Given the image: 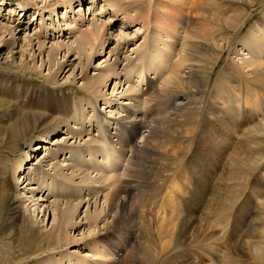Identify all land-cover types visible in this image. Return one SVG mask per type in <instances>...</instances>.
I'll return each instance as SVG.
<instances>
[{"label": "bare ground", "instance_id": "obj_1", "mask_svg": "<svg viewBox=\"0 0 264 264\" xmlns=\"http://www.w3.org/2000/svg\"><path fill=\"white\" fill-rule=\"evenodd\" d=\"M70 1H69V4H71ZM93 1L94 0H89L88 5L91 4ZM177 2L179 6L175 8V11L173 9H170V7L168 6L159 7L161 11L160 18L154 19L153 17V19L155 21H160L161 24L164 22L168 23L170 25L169 28H171L173 23L176 24L175 22L184 23V21H187L186 22L187 24L185 26L186 28L184 29L186 34H191V38L195 40H201V41L191 42L189 46L187 45V48L184 51V58H183L185 62L186 61L191 62L193 60L198 61L200 59L205 58L206 55H209V58L212 59L213 62L210 63L211 70L208 69V71L210 70V73H213L216 71L213 69H217L218 67V64H217L218 55L215 54V52H213L212 48L205 46L203 43L210 44L216 50L219 49V63L222 58V54H223L222 52L224 48V47L223 48L220 47L219 44L223 41L228 44L230 53L234 54L237 57L238 55L241 56L243 54V53L239 54V52H243L247 50L248 53H245V55L241 56L238 62L234 63L233 59H231L230 62H228V64L226 63V66L223 67L222 70L218 72L217 74L218 77L216 79H213L215 81L213 84L215 86L214 90L217 93H214L213 91V94H215V96L212 98V101L214 100L217 101L216 96L218 97L219 102H220L219 107L222 108V111L226 113V114L221 113L222 115L218 117V120L221 122V124L219 125H225L227 127L226 128L227 131L231 130L230 129L231 126L229 125V119H232L234 116L244 117V120H246V123L249 125L251 123L249 119L250 117L253 116L252 115L253 111L258 109L261 106V103H259V100L254 101L253 99H251V96L255 98H260V97L264 98V32L260 33L261 31H264V12H262V15L259 17L251 15L252 17L250 18L248 16H249V11L251 10L247 12L248 9H245L242 5H246V6L250 5L249 8H253L259 5L258 6L259 8L261 5H263L262 4L263 2H261L260 0H250L249 2H247V0H236L235 2L232 1L233 3L230 4L229 2L225 3L223 1L222 2L220 1L221 3L219 4V7L225 5L228 8L227 9L229 12L228 14H230V16L227 14V19L225 18V22L223 21L224 23L221 25H220V21H222V19H220L219 17V11H221V9L218 8L217 6L209 7V4L208 6L205 5L206 8L208 9L205 8L203 12L200 9L201 11L199 10L196 11V13H194L191 16V18H187L183 15L182 6H181L183 2L181 0H177ZM197 2L199 3L198 0H193L192 5L195 6L196 8H199L198 5L200 3L198 4ZM2 5H3V0H0V6ZM17 6L18 8H20L19 11L21 12L27 9L25 6H23L20 3H18ZM103 6H101L99 10L100 13L104 8ZM154 6L156 9L157 8L156 5ZM117 7H118V10L121 9L119 8V5ZM89 8L87 7V10H88L87 12H90ZM223 11L221 13H223ZM153 12L155 13V11ZM56 14L58 15V11H56ZM248 18H250L249 21H253L252 23L254 24H252L253 26L249 28V32H246L245 35H243L239 39L238 45L240 46V49H237V47H233V40L240 32H242L241 27L243 24H246V20ZM45 25L46 24H41V28L43 29L46 28L45 31H47V28H49L48 26H50V24L47 27H45ZM180 27L182 26L180 25ZM187 27H190V28H187ZM53 29L54 27L51 30L53 31ZM212 29H216L214 31H218L219 34H214V31L211 32ZM102 30H99L98 28L94 29V27H92L89 30H87V32L81 33L82 36L80 37V39L81 40L84 39L83 41L85 42H87L89 39H92L95 42L98 41V43L99 42L100 43L97 46L99 48H103V46L105 45V41H103L104 34ZM18 32L19 30H17L14 26L10 25L8 20L7 22L1 23L0 24V42L8 44V45L10 43L11 46L12 45L14 46L16 44V42L14 41L15 36L17 35ZM5 37H8L7 42L3 41V38ZM27 38L28 37L24 38L26 40V43L31 44L32 43L31 39H27ZM22 42L25 43L24 40L21 41V43ZM69 42H65V43L64 41L61 43L53 42V44L49 46L48 48L49 50L47 49L48 62L54 63L56 60V57L59 55L58 52L62 50H63L62 52H64L62 54L63 58L65 56L64 54H69L68 52L72 50L73 51L75 50V52L76 53L78 52L77 54L80 55L79 53H82V50L84 49V45H86V44H83V42H79V41L71 42L70 44H68ZM44 43L45 42L42 41V43L37 42L36 44L38 48L41 49L42 47L45 46L46 43L45 44ZM74 46L75 48L72 49ZM23 49H25V45L23 46ZM8 51L10 53L11 50H8ZM11 62H13V60ZM11 62L6 65L10 67ZM158 62L160 63L161 61H158ZM181 64L178 65L175 63L169 67L170 73L168 77L165 79L166 83L168 84L167 87L171 85V87L169 88L167 87L165 88L163 86L160 88L161 89L164 88V90L163 89L159 90L158 88H156L155 85L151 83V81L149 80L146 81V89L144 92H141L140 95L145 96V99L151 103L150 108L146 111V113L143 114V117L138 122H135L134 120H132V116L134 115L132 111L129 108L123 106L124 115H122L120 118L116 120L115 134L113 135L112 138L108 136L109 139L111 140L114 139L112 140L114 141L113 146L115 150L117 151V153H119L120 151L122 153L121 154L122 156H124V154L126 153H129L130 155L128 159L129 168L128 170L127 169L125 170L126 172L124 171L125 177L123 178V180H120V181L118 180L117 185L116 186L113 185L111 192L106 195L105 202H107L108 204L107 205L108 211L112 214V220L110 223L104 224L105 227L103 226L104 228L101 231L97 232L98 234L101 232V234H99L101 235L100 236L101 239L115 253L116 258L114 257L115 259L111 264H127V260L129 258L128 257L129 255L127 254L128 253L127 248H129L128 246L130 245V243L135 242L134 238L139 233V231H136L137 221H135V224L133 223V220L137 219L136 217L135 219H133V216H135V213L137 214L138 219L141 220L144 218L145 219L149 218V220L154 223L153 225H157V226H153V227H157V230H155L156 228L152 229L153 227H151V229L157 231L158 237L161 236V240H160L157 238V235L155 234L156 238L158 239L157 242H159L160 244L158 248L159 251L157 249L155 252V250L152 251V249H150L149 253L147 252L148 253V256H147L145 249H148V247L151 248V246H148L147 248L143 247L145 254L140 251L141 249L139 247H137L140 249L139 250L140 252L138 251L139 253L136 256L140 255L144 259H148L146 261V264H148L149 260L151 261L150 262L151 264L153 262H154L153 264H177V263H181V264H191L192 263L193 264V262L189 263L186 261H183V262L179 261L176 259L175 255L180 250L182 252L185 251L184 247L186 248V246L189 243H191V239H192L191 234H193V232H195L196 229L203 226V225L202 226L199 225L198 218H196V215L194 216V213L197 210L196 195L201 194V193L203 194L208 189V181L212 174L211 173L212 163H211V160L206 157L204 151L201 148V145L203 146L207 145V142H206L207 137L203 139L201 138L202 136H200L198 133V129H199L198 126L201 123L199 117L202 115V111L205 106L203 105L204 106L203 109L202 108L197 109L195 108V106L201 105L202 102L204 101L203 96L205 95V92H206L205 89L208 87V80L210 78L209 76L210 73H207V71H204V68L199 70L194 67V70H192L193 68L192 65L188 68L189 70L187 72H184L185 70L183 71L181 68L180 69L182 71H178L179 70L178 67ZM182 65H184V63ZM20 68H22L23 70L28 69V68H23L22 66H20L19 69ZM23 70L21 72H24ZM152 70L154 72L156 71L155 68H153ZM31 71L33 72V69ZM235 79L236 80L239 79L240 81H234ZM99 81H100L99 78L90 79L87 81L86 84H84V88L87 90H92V91L96 90L98 88ZM12 84L14 83H11L7 86V88L9 87V92H7L6 94H3L2 97L4 98L0 99V110L4 107L6 108L7 106V108H10L11 110V115H13V117L11 118L12 119L11 125L0 127V145H3L4 148L9 149L10 151L8 152L14 153L15 151H18V148H17L18 147L17 144L19 143L18 139L19 140L22 139L24 142H26L29 139H31V137L38 135L39 138L42 139V142L36 145H32L30 147L31 149L29 150V152L36 151L37 149H41L42 147H44L43 149L45 152L43 155H41L40 157L41 159L38 158L39 160L36 163L31 164L33 165L32 167L27 166V162H29L31 158V156L30 158H27L28 155L30 154L29 152H27L24 154L25 158H21V157L15 158V161L12 164H10L9 166L10 168H7L8 172L6 171V168L4 169L5 170L4 180L2 184L0 183V223L2 222V220L3 221L6 220L5 217L8 213L9 217L6 221L12 223L15 231L17 232V235L14 234L16 235L14 241H17L18 239L19 241L28 242L34 248L37 245L38 246L41 244L44 245V243L46 244L47 248L52 247V246L60 247L61 243H63V240L66 239V238L63 239V235L64 237H66L69 234V231L70 232L74 231L81 226L88 227V230L90 232L92 229L94 230L97 227V219L99 217L97 212L91 213L90 210L88 209V206H86V209L82 213L83 218L81 219V221L84 220V223L79 224L80 220L79 222H75L76 217L79 216V215H76V212L81 206V203L80 204L79 202L77 204H75V202L73 203L74 200L70 199L71 195L67 192L69 191V189L71 190L73 189L80 193L83 190L87 189L88 184H93L96 182H93L92 180H90L91 179L89 178L90 174L88 173L89 168L86 164V161L81 160L82 158L85 159L86 157V155H84L85 153L84 149H82L81 147H77V146L74 147L72 144L70 145L68 144L69 146H67L66 145L68 143L67 139L74 140L73 143H75L77 139L82 142V137L83 135H85L87 137V140H85L83 144L86 145L85 146L86 148L88 147L87 151H88L89 157L94 156L95 154H93V152L98 148L97 147L96 149L95 148L92 149L91 147H93L94 145L90 146V144H93V143L97 144L98 141H97V138L96 139L89 138V136H87V132L85 131L86 130L85 128H84V131L82 130L81 123L78 124V118H77L78 113L74 115L72 114L73 110L77 109V106H78L76 100L79 102V99H80V98H77L74 93H66L63 91L61 92L62 89H56V88H51L53 90L46 91V92L43 90L34 91L33 85L30 82L19 81L15 83V85H12ZM10 86H14V88L10 89ZM2 92H4V90H2ZM207 92H208V89H207ZM210 93L212 95V92ZM207 98L210 100L211 96H207ZM240 102H241L242 110L239 108ZM216 104H217L216 106H218V102ZM211 111L212 110L210 109L209 111L210 114H212ZM105 120L106 118L102 116V118L100 117L97 122H99V124H102V122H105ZM80 122L83 123L82 120H80ZM88 123L90 124V122ZM79 125H80V128H78ZM62 127L63 128L68 127L67 138H64V137L63 139L61 138L63 145H60L61 140L55 141L54 139V141L51 142L53 140L52 139L53 136L56 135V133H58L60 128ZM172 127H182L184 129V131L182 129L183 132L181 133L183 134L185 132L186 136L183 135L185 137L180 135L181 133L179 134V136L183 138H179L178 135L176 136H178L179 140L181 139L182 140L185 139V141L187 140L186 142H188V147L185 141H183L185 143L184 147H187L186 149L187 152H190L191 146L195 148L194 149L195 151L191 155L190 160L186 159L187 157H189V156L186 157V155L185 157L181 158L182 162L185 159V163L183 165H181L182 162L178 163L176 161L177 164H180L178 166L177 172H175L176 162L173 161L175 163L174 165L175 168L173 167L174 171L172 170L173 172L169 174L171 171V168L167 167V169H169L168 171L169 173H167V170H163L164 164L163 162L161 163V160L163 159L160 158L163 155L159 154L158 152L159 150L157 149V144L158 142H160L163 139L165 140L169 136V131ZM251 127H253V129L247 130L246 133L248 135L246 134V136L243 137L239 142L243 143L244 145L247 144L249 146L253 145L255 147L257 146V147L262 148L264 144V128L261 131L259 129L260 127L256 128L255 125ZM242 134L245 135V133H242ZM25 135H29L30 136L29 139H28V136L23 139ZM178 138L176 140H178ZM49 139H51L49 145L53 146V148L47 147L46 145L44 146V143H47ZM176 142L177 141H175V143ZM183 145L181 146L183 147ZM20 146L21 145H19V147ZM175 146L173 145V147ZM158 148L160 149V146ZM183 148H180L182 150V152L180 153L182 154L184 151ZM171 149L172 148H170V150ZM256 149L254 148V151L252 152H253V156L255 155L257 157V153H258L257 150L259 149L257 150ZM251 150H249V152ZM66 151H69L68 160H66V158H64L61 161L57 160V157L64 155ZM249 152L247 153L249 154ZM162 154H165V152ZM184 154H187V153L184 152ZM170 155H171V152H170ZM177 156L179 157L180 155L176 154L175 157ZM169 159H170V156H169ZM262 159H263L262 161L263 164L260 165V167L262 168L260 169V172H258V174L260 173V175L264 179V156ZM164 160H166V158ZM248 160H247V163L248 162L250 163L252 159H250V161ZM158 161H160V164L158 163ZM43 163H46L45 166L47 167V169L45 170L41 169ZM171 164L173 163L171 162ZM158 165L160 166L159 169L161 168V170L157 168ZM251 165L252 167H254L253 164ZM172 166L173 165L170 166V163H169V167H172ZM241 166L243 167V165H240V167ZM252 169H255V168H252ZM1 171L2 170L0 169V174L2 175ZM46 171H49L50 173L53 172V173L49 175L48 173H46ZM244 171H246V169ZM32 174H34L35 176L31 177ZM247 174L248 175L246 176L249 178L248 182H249V186H251V190L248 189L249 194L248 196L245 194V196L243 197L244 201H240L238 202V204H234V205H236L235 207H237L238 209L242 210V207L246 206L247 203L249 202V208L250 210H253V211L255 207L257 206V208L255 209L254 215L257 216L256 219L261 222L259 223V225L260 224L263 225L262 226L263 228H261L260 232L258 233L256 232L257 235L253 237L251 236V240H252L250 242L252 244L251 247L250 246L247 247V244H245L244 242L242 243L240 241L244 245V247L236 249L235 247L236 245L235 246H232V245L239 242L237 241L239 240V238L234 241L232 237L238 232L236 230V226H237V223H240L239 217L232 218L231 216V218H229L223 215L224 217H226V219L220 221L222 222L220 238H219V235L217 237V234L215 233L216 231L213 233L212 232L208 233L209 231H211V229L209 227L203 226L202 228L203 236L201 235L202 242L198 241V238H197V241L200 244H202L204 241L203 246L205 247L201 249L203 252L202 254L207 256L208 260L211 261V263L216 258V255L214 254L212 247L217 248V249L220 248L221 250L224 251V253H226L224 254L226 255V262L230 261L227 259V257L229 258V256H231V258H229L232 260L230 264H244L246 260L248 258H251L253 255L259 261H264V181H262L261 183H257L256 179L253 180L254 175L249 174V173ZM48 177L50 179L49 183L45 181L46 180L45 178H48ZM5 178H10V180L9 179L5 180ZM111 178H114V177H112V175L110 174L109 177H106V180L108 179L110 180ZM243 178L245 177L242 176V179L241 178L240 179L244 183L247 180L244 181ZM23 184L25 185L22 186ZM221 184L224 185V183H221ZM247 184L244 183L242 184V186H245L246 188ZM20 185L22 186V189H19ZM53 185H56V187L54 186V189H52ZM239 185H241V183H239ZM235 186L237 185L235 184ZM228 187L232 188L230 187V185ZM239 187L244 188L241 186ZM43 189L50 191V193L62 194L61 196H58L57 198H55L49 205H43L44 209L47 210L48 213L51 212L52 214V220L50 221L51 224L48 230H44L45 229L44 227H39L38 223L35 220V217H36L35 210L37 211L39 208H41V204L39 205V203L40 201H42L40 198L34 199L35 191L38 190L42 192ZM20 191H22V193ZM149 191L151 192L149 193ZM243 191L244 190L242 189V193H244ZM94 192L96 191H93V193ZM156 192H158L156 195H158L160 192L163 195L171 194L174 196L173 200L170 202V206L169 207L167 206L168 207L167 210L163 207L162 205L163 203L159 204L160 206L158 205V203H156L157 200L158 202L161 201V197H159L160 199L155 198L154 193ZM65 193H67V195ZM141 193H148L149 196L152 195L150 198L151 199L155 198L156 200L155 199L154 200L156 201L155 202L156 204L152 202L153 200L152 199L150 200L152 204L149 205L150 202L148 203V200H149V197H148V200H146L147 203L144 202L145 200L143 201L142 199L144 203L149 205L148 207L145 206L146 208H144V205H143V208L145 210L140 209L142 205L140 208L139 207L137 208L138 203L136 204V208H135V203H136L135 201L139 199V195H141ZM240 194H241V191H240ZM21 195H25L26 197L25 201H23L24 196L22 197ZM167 197H170V195ZM143 202H141V204H144ZM23 203H26V205L24 204L25 206H23ZM228 203H229V199H228ZM153 204L154 206L157 205V208H158L157 210L154 209L155 207L153 208ZM250 204L253 205V207H251ZM29 206L31 208L35 207V209H32L30 212V210H28ZM26 209L29 212V214H26ZM41 210L42 209H40V211ZM158 212H161V214H159ZM220 214H222V212ZM45 216L46 215H43L42 222L45 221ZM215 216L216 215H214V218H213L214 220L217 219L215 218ZM204 217L206 216L204 215ZM210 219L212 218L210 217ZM212 220H209V222L210 221L212 222ZM141 221L145 222L144 220H141ZM141 221L140 223H142ZM148 224H145V225H148ZM254 224L255 223H253V226ZM145 225H143V227ZM211 225H214V224H211ZM256 226L257 225L255 224V227ZM143 227H138V228L141 229ZM213 227H212V230H215L213 229ZM215 227H219V224L215 225ZM146 230L144 229L143 231L142 229L144 233ZM196 232L198 233V231ZM246 233L251 234V231L250 232L247 231ZM150 234L152 235V233ZM12 235L13 233L4 234V236H7L8 238L11 237ZM80 235L83 237L84 233L80 232ZM0 236L2 237V235ZM143 236L144 235H142V237L140 238L141 240ZM150 236H147L146 238L148 243L151 242L150 240H148L150 239ZM196 237H199V236H196ZM12 238L14 237L12 236ZM193 239H195V237ZM143 241L145 243L144 239ZM23 242H20V243L24 244ZM137 242L139 241L137 240ZM142 242H139V243H142ZM162 242H166V243L163 244ZM139 243H135V244L138 245ZM151 243L150 245H152ZM42 248L43 246L41 245V247H39L38 249L40 250ZM129 250L131 251V249ZM195 251L196 250H194L193 252L196 253ZM153 253H154V256L156 255L158 256L154 258ZM129 254L131 255V253ZM25 255L28 257H31L29 253L28 254L26 253ZM168 257L171 259L167 261ZM186 258H189V256H186ZM2 259L4 260L5 256L3 254H0V260ZM46 259L39 258L34 264H52L49 262L50 261L49 259L47 260ZM139 259L140 258H138V260ZM153 259L154 261L152 262ZM164 259H166L167 262H164L165 261ZM223 259L224 257H222L221 260L219 259L220 264L224 263L223 261H225V259L224 260ZM61 260L62 258H60L59 261H56V262L61 263ZM141 262L142 261H140V263ZM142 263H144V261ZM68 264L70 263L68 262Z\"/></svg>", "mask_w": 264, "mask_h": 264}, {"label": "rangeland", "instance_id": "obj_2", "mask_svg": "<svg viewBox=\"0 0 264 264\" xmlns=\"http://www.w3.org/2000/svg\"><path fill=\"white\" fill-rule=\"evenodd\" d=\"M69 1L70 0L68 1L67 0H3V5L0 6V13H1L0 14V24L7 22L8 20L10 25L14 26L17 30H19V32L16 35L17 37L15 36L14 41L16 42V44L14 46L12 45L13 47L10 45L9 42H8L9 45L0 42V86L2 85L0 87L1 89L0 93L2 92V90H4L5 92V93L2 92L0 94L1 95L0 99L4 98L2 97L3 94H6L7 92H9V87L7 88L9 84L14 83L12 85H15V83L19 81L32 83L33 88H34L32 89L34 91L43 90L46 92V91L53 90L51 88H56V89H62L61 92L63 91L66 93H74L77 98H80L79 102L76 100L78 106H77V109L73 110L72 114L74 115L78 113L77 114L78 124L81 123V128L83 131H84V128L86 129L85 131L87 132V136H89V138H95V139L97 138L98 143L90 144V146L94 145L91 148L92 149L94 148L96 149L97 147L98 148L93 152V154L95 155L92 157H89V154L87 151L88 147L86 148L85 147L86 145L83 144L85 140H87V137L85 135H83L82 137V142L79 141L78 139L76 140L78 143L76 141L75 143H73L74 140L67 139L68 143L66 145L69 146L70 144H72L74 147L77 146V147H81L82 149H84L85 151L84 155H86V157L85 159L82 158L81 160L86 161V164L89 168L88 169V173L90 174L89 178H91L90 180L96 183L88 184L87 189L83 190L80 193L73 189L72 190L69 189L67 193L71 195L70 199L74 200L73 203L74 202L75 204H77L78 202L79 204L81 203V206L76 212V215H79V216L76 217L75 222H79L80 220L79 224L84 223V220L81 221V219L83 218L82 213L86 209V206H88V209L90 210L91 213L97 212L99 216L97 219V227L94 230L92 229L89 232L88 227L81 226L74 231H71V232L69 231V234L66 237H64L63 235V239L64 238L66 239L63 240V243H61L60 247L52 246V247L47 248L46 244L44 243V245L41 244L43 248L39 250L38 248L41 247V245L39 246L37 245L38 247L36 246L34 248L28 242L19 241L18 239L17 241H14L17 235V232L15 231L13 224L6 221L9 217L7 213L5 217L6 220L5 221L2 220V222L0 223V235H2V237L0 236V254H3L5 256L4 260L3 259L0 260V264H34L39 258L41 259L47 258L50 260L49 262L52 264H68V262L70 264H111L116 258L115 253L101 239L100 237L101 235H99L101 234V232L99 234L97 232L101 231L105 227L104 224L110 223L112 220V214L108 211V207H107L108 204L107 202H105L106 195L111 192L113 185L114 186L117 185L118 180L119 181L123 180V178L125 177L124 176V173L126 172L125 170L126 169L128 170L129 168V165H128V159L130 156L129 153L124 154V156L121 155L122 153L120 151H119L120 154L117 153V151L115 150L113 146L114 141L112 140L114 139L112 140L109 139V137L112 138L113 135L115 134L116 120L120 118L122 115H124L123 106L129 108L132 111V113L134 114L132 116V120H134L135 122H138L143 117V114L146 113V111L150 108V104H151L150 102H148V100L145 99V96L140 95L141 92H144L146 89V81L149 80L151 81L153 85L156 86V88H158L159 90H162V89L164 90V88L161 89L160 87H163V86L165 88L167 87L168 84L166 83L165 79L168 77L170 73L169 67L175 63L178 65L181 64V62L182 64L184 63V65L181 64L182 67L181 65L178 67L179 69L178 71L185 70L184 72H187L189 70L188 68L191 65L193 67L192 70H194V67L199 70L204 68V71H207V73H210V70H211L210 63L213 62V60L209 58V55H206L205 58L200 59L198 61L193 60L191 62L190 61L185 62L183 60L184 51L187 48V45L189 46L191 42L201 41V40H195L191 38V34H186L184 29L186 28L185 26L187 24L186 23L187 21H184V23L175 22L176 24L173 23L171 28H169L170 25L168 23L164 22L161 24L160 21L154 20V19L160 18L161 16V11L159 7L168 6L170 7V9H173L175 11V8L179 6V4H177L178 3L177 0H94L89 5H88L89 0H71L70 1L71 4H69ZM181 1L183 2L182 5L180 4L182 6L183 15L187 18H191V16L194 13H196V11L198 10L199 11L202 10L203 12L204 9L206 8L205 5L208 6L209 4V7L217 6L218 8L221 9V11H219V17L220 19H222V21H220V25H221L225 22V18L227 19V14L229 12L227 10L228 8L225 5L219 7V4L222 1L225 3L229 2L231 4L235 2L236 0H232L233 2L231 0H201V1L198 0L199 3L201 4L200 5L197 2L199 4L198 5L199 8H196L195 6L192 5L193 0H181ZM249 1L250 0H247V2ZM260 1L263 2L262 3L263 5H261L259 8H258L259 5L253 8H249L250 5L248 6L242 5L245 9H248L247 12L251 10L249 11L248 17L250 18L252 16L259 17L262 15V12H264V0H260ZM18 3L22 4L27 9L22 12L19 11L20 8H18L17 6ZM118 5H119V8H121L119 10L117 7ZM154 5H156L157 7L156 9ZM101 6H103L104 8L100 13L99 10ZM87 7L88 8L90 7L89 8L90 12H87L88 11ZM56 11H58V15L56 14ZM153 11H155L156 14ZM222 11L223 13H221ZM228 15L230 16V14ZM250 18L246 20V24L242 25L241 27L242 32H240L233 40V47H237V49H240V46L238 45L239 39L243 35H245L246 32H249V28L253 26L252 24H254L252 23L253 21H249ZM41 24H46L45 27H47L49 24L50 26H48L49 28H47V31H45L46 28L45 27H44L45 29L41 28ZM180 25L182 27H180ZM53 27L54 29L52 31L51 29ZM92 27H94V29L98 28L99 30L103 29L102 32L105 38V39L103 38V41H105V45L103 46V48H99L97 46L100 43V42L98 43V41L95 42L94 40L89 39L87 42H85L83 41L84 39L82 40L80 39V37L82 36L81 33L87 32V30H89ZM187 28H190V27H187ZM214 30L216 29H212L211 32H213ZM262 32L264 31H261L260 33ZM214 34H219V32L214 31ZM26 37H28L27 39H31L32 41L31 44L26 43V40L24 39ZM23 40L25 41V43L24 42L21 43V41ZM3 41L7 42L8 37L3 38ZM42 41H44L46 44L44 43L45 46L39 49L36 43L37 42L42 43ZM63 41L64 43L70 41L68 44H70L71 42L79 41V42H83V44H86V45H84V49L82 50V53H79L80 55H78L77 54L78 52L76 53L75 50L74 51L72 50L68 52L69 54H64L65 56L63 58V55H62L64 53L62 52L63 50L59 51L58 52L59 55L56 57L55 62L49 63L47 59V53H48L47 49L49 48L51 44H53V42L61 43ZM203 44L209 48H212L213 52H215V54L218 55V59H217L218 67L217 69H213V70H216L215 72L209 74L210 78L208 80V87L205 89L206 92H205V95L203 96L204 101L202 102L201 105H197L198 107L195 106V108L197 109L199 108L203 109V107L205 106L202 111V115L199 117L201 123L198 126L199 127L198 133L200 136H202L201 138L203 139L207 137L206 138L207 145L205 146L201 145V148L204 151L206 157L211 160V163H212L211 173L212 174L209 178L208 189L206 190V192L203 194L201 193V194L196 195L197 210L194 213V216L196 215V218H198L200 226L203 225L205 227H209L211 231H209L208 233H211V232L213 233L216 231L215 233L217 234V237L219 235V238L221 236V229H222V222L220 221L225 220L226 217H229V218H231V216L232 218L239 217L240 223H237V226H236V230L238 232L232 237L234 241L239 238V240H237L239 242H237L236 244L232 246L236 245L235 247L236 249H238V248L244 247V245L242 244L244 242L245 244H247V247L249 246L251 247L252 245L250 243L252 241L251 236L253 237L257 235V233L260 232L261 228H263L262 227L263 225L261 224L259 225V223L261 222L256 219L257 216L254 215L255 209L257 208V206L255 207L254 211L250 210L249 202H248L247 205L243 206L241 210L235 207L236 205L234 204H238V202L244 201L243 197L245 196V194L247 196L249 194L248 189L251 190V186H249V182H248L249 178L246 176L248 175L247 173L254 175L253 180L256 179L257 183H261L262 181H264L260 173L258 174V172H260V169L262 168L260 167V165L263 164L262 158L264 156V150H263L264 144L262 146L263 148L262 149L261 147H257V146L255 147L253 145L252 146H249L247 144L244 145L243 143L239 141L243 137L246 136L247 130L253 129V127L251 126L255 125L256 128L260 127L259 129L261 131L263 130L264 128L263 127L264 125V98L262 97L255 98L251 96V99H253L254 101L259 100V103H261V106L258 109L253 111V114H252L253 116L250 117L249 119L251 122L249 125L246 123V120H244V117H241V116H238V117L234 116L232 119H229V125L231 126L230 128L231 130L229 131L226 130L227 127L225 125H219L221 124V122L218 120V117L222 115L221 113L223 114H226V113L222 111V108L219 107L220 102L217 96H216L217 101L215 100L212 101V98L215 96V94H213V91L214 93H217L214 90L215 86L213 84L215 81L213 79H216L218 77L217 76L218 72L222 70V68L226 66V63L228 64V62H230L231 59H233L234 63L238 62L239 58L248 52L247 50L243 52H239V54L241 53L243 54L241 56L238 55L237 57L234 54L230 53L228 44L223 41L219 44L220 47L222 48L224 47L223 52H222L223 53L222 58L219 63V49L216 50L215 48H213V46L207 43H203ZM24 45H25V49H23ZM74 48L75 46L72 49ZM8 50H11L10 53ZM12 60L14 63L11 62ZM158 61H161V62L159 63ZM10 62H11V66L8 67L6 64H9ZM20 66H22L23 68H28L30 71L28 69L26 70H23L22 68L19 69ZM153 68L156 69L155 72L152 70ZM32 69H33V72L31 71ZM208 69L210 70L208 71ZM22 70L24 72H21ZM98 78L100 79L101 82L99 81L98 88L96 90H93L94 92L92 90H87L84 88V84H86L88 80L98 79ZM234 81H240V80L235 79ZM169 87H171V85H169ZM11 88H14V86H10V89ZM207 89H208V92H207ZM210 92H212V95ZM207 96H211L210 100L207 98ZM217 102H218V106H216ZM239 108L242 110L241 102L239 104ZM210 109L212 110L211 111L212 114H210L209 112ZM102 116L105 117L106 120L105 122L101 121L102 124H99V122L97 121L99 120L100 117L102 118ZM12 117L13 115H11L10 108H7V106L6 108L5 107L2 108L0 110V127L11 125ZM80 120H82L83 123L80 122ZM88 122H90V124ZM78 128H80V125L78 126ZM182 129H183L182 127H172L169 131V136L165 140L163 139L160 142H158V144L159 143L162 144V145L159 144L160 149L158 148L159 146L157 144V149L159 150L158 151L159 154L163 155L160 157L163 159L161 160V163L163 162L164 164L163 170H167V173H169L168 172L169 169H167V167L171 168V171L169 174H171V172L174 171L173 167L175 168V166H176L175 172H177L178 166L180 165V164H177V162L178 163L182 162L181 158L185 157L186 155V157L189 156L186 159L190 160L191 155L195 151L194 150L195 148L191 146V149L193 148L192 150L190 149L191 153L187 152L186 151L188 147V142H186L187 140L186 141L185 139L179 140V138H183L186 136L185 132L183 134L181 133L184 131V129L183 131ZM67 133H68V127L60 128L59 132L53 136L52 138L53 140L51 142H53L54 139L55 141L61 140L60 145H63L62 139L63 137L67 138L68 136ZM242 133H245V135ZM179 134L182 136L183 135L185 136L180 137ZM176 135H178L179 138ZM27 136L29 139L30 137L29 135H25L23 139ZM177 138L178 140H176ZM29 140L24 142L22 139L21 140L18 139V142H19L17 144L18 151H15L14 153L8 152L10 151L9 149L4 148L3 145H0V169L2 170L1 171L2 175L0 174L1 184L4 180V174H5L4 169L6 168V171L8 172L7 168H10L9 166L15 161V158L17 157L25 158L24 154L29 152V150L31 149L30 147L32 145H36L42 142V139L39 138L38 135L31 137V139ZM50 140L51 139H49L47 143H44V146L46 145L47 147L53 148V146L49 145ZM175 141L177 142L175 143ZM183 141H185V143L187 144V147H184L185 143ZM19 145L21 146L19 147ZM173 145L174 146L176 145V146L173 147ZM181 145H183L184 148ZM169 147L172 149L170 150ZM43 148L44 147H42L41 149H37L36 151L29 152L30 154L28 155L27 158H30V156L31 158H30V161L27 162L28 167H32L33 165L31 164L36 163L39 160L38 158H40L41 155L44 154L45 151ZM180 148H183L184 150L183 154L180 153L182 152ZM254 148L259 149V150L256 149L258 151L257 157L255 155L253 156L252 151H254ZM249 150L251 151L249 152ZM164 152L165 154H162ZM170 152H171V155H170ZM184 152L187 154H184ZM247 152H249V154ZM176 154L180 156L175 157ZM169 156L171 160L169 159ZM68 157H69V151H66L64 155L57 157V160L61 161L64 158L68 160ZM249 157L253 161L251 160L250 163L249 162L247 163V160L249 159ZM165 158L166 160H164ZM250 159L248 161H250ZM173 161L174 162L177 161L176 165ZM171 162L173 164H171ZM158 163L160 164V161H158ZM169 163H170V166L171 165L173 166L169 167ZM184 163H185V159L183 160L181 165H183ZM239 164L243 165V167L242 166L240 167ZM251 164H253L254 167H252ZM45 165L46 163H43L41 169L43 170L47 169ZM159 167L160 166L158 165L157 168L159 169ZM243 168H245L246 171H244L245 169ZM252 168H255V169H252ZM159 170H161V168ZM46 173L51 175V173L53 172L50 173L49 171H46ZM110 174L114 178H111L110 180L109 179L106 180V177H109ZM239 174L240 176L242 175L243 177L246 178V179L243 178V180L244 181L247 180L246 182H244L246 184L248 183L246 185L247 189L245 188V186H242V184L244 183L241 180L242 176L240 177ZM33 176L35 175L32 174L31 177ZM7 179L10 180V178H5V180ZM45 179L47 183L50 182L49 177ZM221 183H224V185H222ZM239 183H241V185H239ZM235 184L237 186H235ZM24 185L25 184H23L22 186ZM227 185L228 186L230 185V187L232 188H229ZM22 186L20 185L19 189H22ZM54 186L56 187V185H53L52 189H54ZM239 186L244 187V188H240ZM242 189L244 190L243 191L244 193H242ZM93 191H96L97 193L96 192L93 193ZM240 191H241V194H240ZM20 192L22 193V191ZM150 192L151 191H149V193ZM67 193L65 194L67 195ZM157 193L158 192L154 193V195L156 199H160L159 197H161V201L159 200L160 202H158V200L156 202L155 198H152L153 200L155 199L153 201L150 198L152 195L149 196L148 193H141V195H139V199L135 201L136 202L135 208H136V204L138 203L137 208L138 207L140 208L142 205L140 209L145 210L144 208L152 204L150 202V200H152V202L154 203L156 202L158 203V205L163 203L162 204L163 207L167 210L174 196L169 194L170 197H167L169 195H163L160 192L158 195H156ZM61 195L62 194H58V193H50V191L46 189H43L42 192L38 190L35 191L34 199L40 198L42 200L39 203V205L41 204V208H39L37 211L35 210V214H36L35 220L38 223L39 227L45 228L44 230L49 229L50 224H51L50 221L52 220V214L51 212L48 213V211L44 209L43 205H49L55 198ZM21 196L22 197L24 196L23 201H25L26 199L25 195H21ZM148 197H149V200H148ZM142 199L143 201L145 200L144 202L148 200V203L150 202L149 205L146 204L147 202L144 203ZM228 199H229V203H228ZM141 202H143L144 204H141ZM24 204L26 205V203H23V206H25ZM143 205H144V208H143ZM30 206L28 210H30L31 212V210L35 209V207L31 208ZM251 207H253V205H251ZM153 208L155 210L158 209L157 205L154 206V204H153ZM40 209L42 210L40 211ZM219 211L220 213L222 212V214H220ZM158 213L161 214V212H158ZM26 214H29L27 209H26ZM43 215H46L44 222H42ZM204 215L206 217H204ZM214 215H216L215 218H217L215 220L213 219ZM223 215L226 217H224ZM135 217L137 219L133 220L135 219ZM210 217L213 220L210 219ZM133 219L132 220L134 224H135V221H137L136 222L137 228L136 227L135 228H136V231H139V233L137 232L139 235L137 234L138 236L137 235L135 236L134 238L135 242L130 243L131 246L129 245L128 246L129 248H127V251H128L127 254L129 255L127 264H136V262L137 264H146V261L148 259H144L142 256L138 255L139 256L138 257L136 255L140 251L144 253L145 252L144 248H147L148 246H151V248L148 247V249H145L147 256H148L150 249H152V251L155 250L156 252V250L160 246L157 240L158 239L161 240V236H159L160 238L158 237L157 235L158 233L157 231H155L157 230V227H153L157 225H153L154 223L151 222L149 218L141 219L145 221L143 222L140 219H138V216L135 213V216H133ZM209 220H212V222L211 221L209 222ZM140 221L142 223H140ZM138 223L140 226L138 225ZM253 223H255L257 226L255 227V224L253 226ZM145 224H148V225H145ZM211 224H214V225H211ZM218 224H219V227H215V225H218ZM143 225H145L146 228L145 226L143 227ZM147 226H149L150 228ZM203 226L196 229L198 233L195 231L193 232V234L195 235L191 234L192 239H191V243H189L190 245L188 244L186 248L184 247L185 251L183 252L181 250L178 251L179 253L177 252V254L175 255L176 259L182 262L183 261H186L189 263L193 262V264H214V263L220 264L219 259L221 260V258L224 257L225 261H223L224 259L222 260L224 262L223 264H228V263L230 264L232 262V260L229 259L231 258V256H229V258L227 257V259L230 261L227 260L228 262H226V255H224L226 253H224V251L221 250L220 248L217 249V248L212 247V250L214 251V254L216 255V258L212 263L211 261L208 260L207 256L202 254L203 252L201 249L205 247L203 246L204 241L202 244L198 243V241L202 242L201 239L203 236V232H202ZM138 227H143V228L140 229ZM151 227H153L152 229H155V228L156 229L152 230ZM212 227L215 230H212ZM142 229L143 231L144 229L145 230L148 229V230H146L144 233ZM251 229L253 230V232ZM249 230L251 231V234L246 233L247 231L250 232ZM80 232L84 233L83 237L80 235ZM5 233H11V234L13 233L12 236L14 238H12V236L9 238L7 236H4ZM150 233H152V235ZM155 234L157 235L158 239L156 238ZM142 235L144 236L141 240L140 238L142 237ZM147 236H150V239L148 240H150L151 242L153 241L154 242L148 243L146 239ZM196 236H199V237H196ZM194 237L195 239H193ZM197 238H198V241H197ZM143 239L145 240V243ZM137 240L139 242H142V241L143 242L139 243L137 242ZM20 242H23L24 244H21ZM166 242H162V243L164 244ZM135 243H139V244L136 245ZM150 243L154 246L150 245ZM144 244L146 247L144 246ZM137 247H139L141 250ZM129 249H131L132 252ZM189 249H191L192 251ZM194 250H196L195 251L196 253L193 252ZM26 253L27 254L29 253L31 257L26 256L25 255ZM129 253H131V255ZM153 256H154V253H153ZM156 256H154V258H156ZM186 256H189V258H186ZM60 258H62L61 263L56 262V261H59ZM138 258H140L139 259L140 261L142 262L144 261V263L142 262L140 263ZM170 259L171 258L168 257L167 261ZM164 260H165L164 262H167L166 259ZM153 261L154 259L152 260V262ZM150 262L151 261L149 260L148 264H151ZM246 262L244 264H251V263L252 264H264V261H259L258 259L255 258L254 255L251 258H248ZM177 264H181V263H177Z\"/></svg>", "mask_w": 264, "mask_h": 264}]
</instances>
